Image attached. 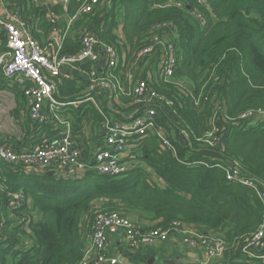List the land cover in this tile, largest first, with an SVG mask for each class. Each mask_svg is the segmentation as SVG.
Masks as SVG:
<instances>
[{
  "label": "trees",
  "instance_id": "1",
  "mask_svg": "<svg viewBox=\"0 0 264 264\" xmlns=\"http://www.w3.org/2000/svg\"><path fill=\"white\" fill-rule=\"evenodd\" d=\"M84 1L72 0L70 14L77 15ZM5 2L45 50L51 40L44 39L57 25L48 20V9L37 0ZM178 3L198 9L204 23ZM50 9L59 13L62 7ZM121 22L132 50L126 64L151 42L159 25H170L166 31L177 49L173 79L152 78L149 86L170 102L158 109L157 122L173 149L162 148L155 133L138 135L133 138L135 151L149 170L135 168L120 176L89 170L79 179L27 173L0 159V208L5 217L0 224V264H78L96 205L136 214L150 227L168 228L175 221L194 225L225 242L222 264H261L247 247L262 224L264 204L255 189L228 180L227 169L237 161L264 182V118L243 117L249 110L264 108V0H107L94 13L80 16L76 26L94 31L101 43L121 51L117 34ZM80 35L66 36L60 55L78 52ZM122 62L114 73L125 79L128 66ZM179 81L194 89L183 92ZM87 83L82 78H56L54 94L65 103L56 112L73 122L77 132L88 127L97 147L108 119L130 122L129 113L136 111L137 116L145 106L129 91L120 90H114L112 98L94 94L95 102L74 104L89 97L82 94ZM27 121L26 131L36 136L44 132L54 138L65 128L55 118ZM208 139L216 144L210 145ZM88 145L83 147L90 156ZM4 189L21 190L31 199L32 208L19 211L21 221L10 217Z\"/></svg>",
  "mask_w": 264,
  "mask_h": 264
},
{
  "label": "built area",
  "instance_id": "2",
  "mask_svg": "<svg viewBox=\"0 0 264 264\" xmlns=\"http://www.w3.org/2000/svg\"><path fill=\"white\" fill-rule=\"evenodd\" d=\"M107 0H85L82 8L75 17L94 13L103 6ZM202 3L204 0H198ZM187 7L185 4L178 3ZM188 10L204 23V18L198 9L190 6ZM168 24L157 27L159 30L151 37V42L133 53L132 59H121L120 51L113 45L103 44L92 30H83L80 35L82 47L72 55H60L62 42L53 53L44 50L37 40L30 34L26 24L17 14L9 17L0 15V85L7 84L13 88H21L26 97V105L29 118L36 123H43L51 118L58 119L65 125L64 133L57 139H44L30 148H18L5 144L0 146V159L22 171L33 174H45L54 172L58 178L79 179L83 178L87 171L93 170L99 174L108 176H120L135 168H144L146 162H139L140 155L135 152L137 139L135 136H147L150 133L157 134L162 140V148L173 149L172 142L168 139L165 130L158 126V109L162 104L168 106L169 101L165 96L153 90L149 85V79L139 75L141 64L149 59L157 60L156 79L171 81L177 66V49L166 28ZM123 61L128 66L125 71V82L116 78L114 73ZM91 64L89 73L90 85L107 81L113 88L123 93L130 92L135 95L139 103H144L143 113L135 116L133 111L130 122L107 120L104 123L105 137L102 145L92 155H88L85 147L79 145L74 138V125L57 114L60 102L55 94V81L65 74L68 66L74 68ZM94 68V69H93ZM97 69H102L103 75H98ZM127 83L128 86H125ZM182 86V82H178ZM183 92L188 93L185 86ZM188 91V92H187ZM90 97L87 98V100ZM85 100L73 102L78 104ZM49 102L50 109L54 113L51 117L43 114L45 103ZM167 109V108H165ZM133 115V117H132ZM135 116V117H134ZM264 118V108L247 111L243 117ZM213 136V132L209 134ZM217 139V138H215ZM213 139H208L210 145H215ZM89 156V157H88ZM88 159V160H87ZM139 160V161H138ZM227 179L231 182L244 184L255 189L264 204V182L258 177L244 170L237 161H232L227 169ZM7 211L11 218L21 221L19 211L32 208L29 197L21 190L6 191ZM28 206V208L26 207ZM3 207V200L0 201ZM0 208V224L5 222L4 214ZM2 222V223H1ZM1 233V232H0ZM122 233L131 249L165 242L171 238H178L185 245L203 251L206 256L201 264H210L224 256L225 242L216 237L203 234L196 226L175 221L168 228L150 227L135 220L130 215L119 210H99L92 214L91 220L85 230L86 247L83 258L78 264H114L118 258L110 253V237L113 234ZM249 253L255 260L264 264V212L263 221L259 230L249 241Z\"/></svg>",
  "mask_w": 264,
  "mask_h": 264
},
{
  "label": "crops",
  "instance_id": "3",
  "mask_svg": "<svg viewBox=\"0 0 264 264\" xmlns=\"http://www.w3.org/2000/svg\"><path fill=\"white\" fill-rule=\"evenodd\" d=\"M37 1L39 5H41L45 9H48V20H56L57 24L44 39V43L51 40L47 48H45L46 52L50 54L53 53L66 36H70V38L75 39L79 36V34H81V30L83 29L82 26H76L79 17L76 18L68 11V7L72 0ZM59 6L62 7L61 12L59 13H56L50 9L51 7L58 8ZM12 14H17L14 8H8L5 0H0V15L9 17ZM123 26L124 25L121 22L117 34L119 36V42L122 46L120 56L121 59L124 60L125 58H128L130 56L132 50L123 31ZM38 31L40 32V29H38ZM153 61V59H149L143 62L140 67L139 75L144 76L149 80L152 78H156L157 68L156 66L154 67ZM89 65H83L82 67L78 68L68 66L63 76L72 79L82 78L84 81L89 83H87L86 89H88L89 87L92 89L89 92L85 93L90 97L88 100L87 97L85 101L92 100L95 102V98L94 96H92L94 94L103 99H107V95L109 96V98H112V90L114 92V90L117 89L113 88L112 84H107L108 80L95 84L93 87L90 85L89 73L92 71V66L89 67ZM122 65L124 67L123 62ZM97 73L98 75H103L102 69H97ZM116 78L121 79L123 83L125 82L123 76L116 75ZM184 85L186 87V90L194 89V86L189 82H186V84ZM125 86H128L127 83H125ZM187 86L189 88H187ZM8 87L9 88L0 87V143L2 142L0 146L10 144L21 149L30 148L40 143L39 140L43 141L44 139H57L63 135L64 129L59 135L55 136L54 138H49L44 132L36 136L33 131H26V127L29 126V123L27 121L29 116L26 105V97L22 93L21 88H16L18 90H11L9 85ZM42 111L46 116H48L52 112L49 102L45 103ZM16 112H19V116L16 115ZM30 125L31 127H33L32 124ZM74 133V138L79 145L85 146V144H89L88 146L92 150L90 152L92 156L90 157H93L94 153L99 149L100 146L95 147L92 143L90 129L88 127H85L81 132H77L74 127ZM136 154L138 155L137 152ZM139 162L142 163V161ZM144 166L145 169L149 170L147 164H145ZM131 217L146 226H150L149 221L141 219L136 214H131ZM210 234H212V232H210ZM109 250L110 253L116 256L118 259H129L131 264H144V262L148 264L152 256H155L156 258V260L152 264H201L204 260L207 259L203 251L183 244L178 238H171L165 242H159L150 246L141 247L140 249H131L128 246L123 234L116 233L111 235L110 237ZM221 260L222 257L218 261L212 260L210 264H222Z\"/></svg>",
  "mask_w": 264,
  "mask_h": 264
},
{
  "label": "water",
  "instance_id": "4",
  "mask_svg": "<svg viewBox=\"0 0 264 264\" xmlns=\"http://www.w3.org/2000/svg\"><path fill=\"white\" fill-rule=\"evenodd\" d=\"M171 28L173 29L172 26H171ZM91 89H92V88L89 87L88 89L84 90V91L82 92V94H85V93L89 92ZM112 94H113V90H112ZM1 144H2V142L0 143V145H1ZM50 173H51V174H54V172H50ZM155 260H156L155 256H152V257L150 258L148 264H152ZM176 261H178V260H176ZM179 262H180V260H179ZM114 264H131V263H130V260H129V259H127V258H122V259H119L118 262H116V263H114Z\"/></svg>",
  "mask_w": 264,
  "mask_h": 264
},
{
  "label": "rangeland",
  "instance_id": "5",
  "mask_svg": "<svg viewBox=\"0 0 264 264\" xmlns=\"http://www.w3.org/2000/svg\"><path fill=\"white\" fill-rule=\"evenodd\" d=\"M153 64H154V67H155L156 64H157V60H154V61H153ZM131 113H132V112H131ZM131 113H129V116L131 115ZM132 117H133V115H132ZM135 147H136V146H135ZM153 176H154V175H153ZM154 177L157 178L156 176H154ZM92 210H93V211H92V214H93L94 212H97V211L102 210V209H101V208H98L97 205H96L95 207H93ZM37 213H38V212H36V211L34 212V214H35L36 216H38ZM92 214H90V216H89L90 218H91V215H92ZM128 215L131 216V214H128ZM38 217H39V216H38ZM90 218H88V219H90ZM149 246H150V245H149ZM220 258H221V257H220ZM220 258H218L217 261L220 260ZM144 264H146V263L144 262Z\"/></svg>",
  "mask_w": 264,
  "mask_h": 264
}]
</instances>
